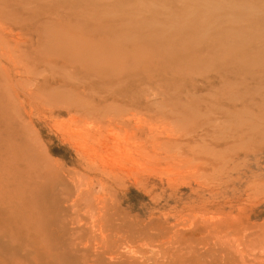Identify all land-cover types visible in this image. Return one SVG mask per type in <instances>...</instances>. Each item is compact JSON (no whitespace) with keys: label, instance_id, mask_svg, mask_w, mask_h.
<instances>
[{"label":"rangeland","instance_id":"1","mask_svg":"<svg viewBox=\"0 0 264 264\" xmlns=\"http://www.w3.org/2000/svg\"><path fill=\"white\" fill-rule=\"evenodd\" d=\"M0 264H264V0H0Z\"/></svg>","mask_w":264,"mask_h":264}]
</instances>
